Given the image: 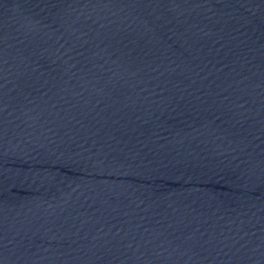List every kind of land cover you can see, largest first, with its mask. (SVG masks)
I'll use <instances>...</instances> for the list:
<instances>
[{"label": "water", "instance_id": "95a60500", "mask_svg": "<svg viewBox=\"0 0 264 264\" xmlns=\"http://www.w3.org/2000/svg\"><path fill=\"white\" fill-rule=\"evenodd\" d=\"M0 264H264V0H0Z\"/></svg>", "mask_w": 264, "mask_h": 264}]
</instances>
